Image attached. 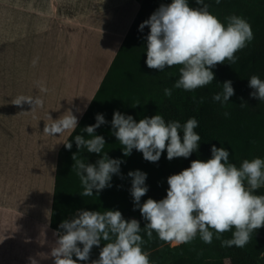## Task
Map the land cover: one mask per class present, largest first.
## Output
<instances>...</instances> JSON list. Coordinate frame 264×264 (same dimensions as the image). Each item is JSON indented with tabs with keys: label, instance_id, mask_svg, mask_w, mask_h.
<instances>
[{
	"label": "clouds",
	"instance_id": "1",
	"mask_svg": "<svg viewBox=\"0 0 264 264\" xmlns=\"http://www.w3.org/2000/svg\"><path fill=\"white\" fill-rule=\"evenodd\" d=\"M196 4L200 7H190L188 0L162 3L139 26L141 31L146 26L150 29L145 37L148 68L163 71L166 67L180 66L179 79L173 87L189 92L211 84L215 78L212 69L224 64L225 60L229 65L235 64L236 52L254 38L251 25L242 17H226L225 27L208 11L210 6L204 0H196ZM222 86V93L215 94L213 100L223 104L234 95V88L230 80ZM249 87L254 90L251 97L264 101V80L253 75ZM164 94L171 97L172 89L165 88ZM24 103L34 110L43 101L39 97L23 95L13 101L21 107ZM67 112L70 115L63 114L52 119L50 125L45 124L44 133L61 136L65 131L77 128V116ZM95 119V124L82 129L90 138L74 137L79 152L84 148L100 157L92 164L79 159L78 153L72 155V170L76 171L83 187L81 197L92 196L93 190L99 193L110 187L113 175H120L123 163L103 152L106 141L96 134V129L106 121L102 114H97ZM111 126L112 135L123 146L124 156H129L135 149L149 162H157L165 149L168 160L188 158L198 150L201 140L194 131L198 127L195 118H189L181 125L179 121L166 122L156 114L137 122L131 115L115 111ZM180 131L183 132L182 140ZM64 144L67 149L72 148L71 143ZM211 154L210 159L192 160L190 167L168 176L166 196L159 201L148 198L141 204V197L148 191L147 174L140 170L129 171L134 208L139 209L146 222L144 226L141 227L134 218L126 220L119 210L81 209L60 223L59 230L54 233L56 240L46 257L51 258L53 264H78V261H88L93 246L99 247L104 241L107 243H103L99 258L91 260V264H151L150 254L143 251L142 246L153 240L154 232L159 240L174 247L190 243L197 235L210 244L215 235L222 247L243 248L249 243L251 234L264 226V195L255 194L264 188V159H245L238 168L229 162L230 154L223 147L213 145ZM142 231L146 233L147 241L142 238ZM226 232H232L230 239L223 238ZM29 261L38 264L34 257Z\"/></svg>",
	"mask_w": 264,
	"mask_h": 264
},
{
	"label": "trees",
	"instance_id": "2",
	"mask_svg": "<svg viewBox=\"0 0 264 264\" xmlns=\"http://www.w3.org/2000/svg\"><path fill=\"white\" fill-rule=\"evenodd\" d=\"M136 1L140 8L131 27L77 128L65 142L71 143L72 148L69 150L64 144L58 153L50 219V227L56 232L63 220L71 218L81 209L101 212L119 210L126 220L134 218L143 227L146 222L139 209L134 208L131 178L127 175L129 171L140 170L147 174L145 184L148 191L141 197L142 204L148 198L157 201L164 198L168 188L167 177L190 167L192 160L210 159L213 145L226 149L230 154L229 162L238 168L245 159H264V101L251 97L250 93L254 90L249 87V79L253 75L264 80V0H220L219 4L216 0H204L210 6L208 11L225 27L226 17L236 15L245 19L251 25L254 38L244 49L236 52L238 59L235 64L229 65V61L225 60L224 64L216 65L212 69L214 81L191 92L173 87L179 79L180 66L158 71L146 64L145 37L150 29L146 26L141 31L139 26L162 3L170 4L172 0ZM188 3L190 7H200L196 0H188ZM229 80L234 95L223 104L214 101L213 96L222 93V84ZM165 88L172 89L171 97L165 96ZM241 103L246 106L241 107ZM115 111L131 115L137 122L156 114L166 122L179 121L181 125L189 118H195L198 127L194 131L201 137L198 150L188 158L168 160L165 149L157 162L145 160L142 153L135 149L129 156H124L123 146L112 135L111 121ZM97 114H102L106 121L96 129V134L106 141L103 152L123 163L120 175H113L110 187L99 193L93 190L92 196L81 197L83 187L76 171L72 170V155L78 153L79 159L92 164L100 157L84 148L79 152L74 137L83 135L86 139L90 138L82 129L95 124ZM178 134L182 140L183 132ZM255 194L264 195V188ZM140 234L147 241L146 233L142 231ZM231 237L232 232L223 234L224 239ZM103 243L107 242L102 241L99 247L93 246L88 261H78V264H91V260L98 259ZM142 250L150 254L151 264H264V226L251 234L249 243L243 248L222 247L215 235L210 244L204 243L197 235L188 244L171 247L159 240L154 232L153 240L143 245Z\"/></svg>",
	"mask_w": 264,
	"mask_h": 264
},
{
	"label": "crops",
	"instance_id": "3",
	"mask_svg": "<svg viewBox=\"0 0 264 264\" xmlns=\"http://www.w3.org/2000/svg\"><path fill=\"white\" fill-rule=\"evenodd\" d=\"M139 8L136 0H0V264H53L57 159L74 130L51 136L45 124L67 111L79 124ZM21 95L43 103L14 105Z\"/></svg>",
	"mask_w": 264,
	"mask_h": 264
},
{
	"label": "rangeland",
	"instance_id": "4",
	"mask_svg": "<svg viewBox=\"0 0 264 264\" xmlns=\"http://www.w3.org/2000/svg\"><path fill=\"white\" fill-rule=\"evenodd\" d=\"M170 246H171V247H174V246H172L171 244H170Z\"/></svg>",
	"mask_w": 264,
	"mask_h": 264
}]
</instances>
